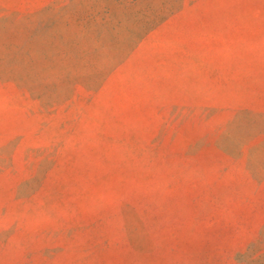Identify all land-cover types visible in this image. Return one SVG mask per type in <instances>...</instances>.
<instances>
[{
  "label": "rangeland",
  "instance_id": "obj_1",
  "mask_svg": "<svg viewBox=\"0 0 264 264\" xmlns=\"http://www.w3.org/2000/svg\"><path fill=\"white\" fill-rule=\"evenodd\" d=\"M0 264H264V0H0Z\"/></svg>",
  "mask_w": 264,
  "mask_h": 264
}]
</instances>
